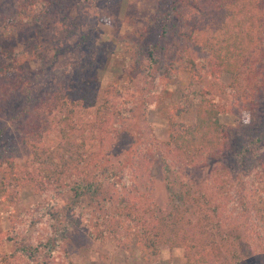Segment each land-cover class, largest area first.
I'll return each mask as SVG.
<instances>
[{
  "label": "rangeland",
  "instance_id": "374dc122",
  "mask_svg": "<svg viewBox=\"0 0 264 264\" xmlns=\"http://www.w3.org/2000/svg\"><path fill=\"white\" fill-rule=\"evenodd\" d=\"M21 1L4 0L1 5L0 64L7 61L4 50L31 45H38L47 60L26 62L32 98L27 101L16 96L0 116V160L9 156L19 175L32 170L33 152L24 142L26 132L32 122L47 125L54 121L57 109L52 100L62 88L59 83L68 84L79 72L88 84L119 89L110 100L80 109L78 120L86 125L89 165L112 161L120 178L108 180L105 190L113 195V201L103 207L88 198L73 204L70 191L44 194L28 186L12 209L0 195V264H5L4 255H13L22 245L37 247L53 238L56 229L67 223L69 208L72 223L59 242H53L51 248L41 245L31 258L18 252L13 258L16 264H187L185 246L171 247L168 241L196 235L214 245L220 256L205 264H240L241 260L257 264L244 239L237 259L232 246L219 237L208 212L212 196L209 174L222 164L237 172L243 165L250 166L256 156H264V42L251 52L246 69L250 89L259 99L258 116L249 111L238 112L240 115L222 111L220 119L229 137L226 150L213 154L202 166L181 167L173 163L165 144L170 133L167 111L180 102L187 75L172 83L157 76L163 54L173 49L172 40L161 34L155 22L161 6L168 9L174 0H68L70 18L77 27L62 41L49 22L39 33L38 9L29 7L22 12ZM223 80L230 82L231 76ZM199 102L195 89L178 121L194 124ZM115 103L119 113H108L107 107ZM45 133L47 144L58 143L56 129ZM40 206L44 207L41 215L34 216ZM48 211L62 216L46 214ZM26 213L28 223L20 218ZM120 221L132 228L129 234L120 230ZM154 225L161 227V238H155L162 243L159 253L146 260L139 248V233L148 230L153 236Z\"/></svg>",
  "mask_w": 264,
  "mask_h": 264
},
{
  "label": "trees",
  "instance_id": "16d2710c",
  "mask_svg": "<svg viewBox=\"0 0 264 264\" xmlns=\"http://www.w3.org/2000/svg\"><path fill=\"white\" fill-rule=\"evenodd\" d=\"M3 1L0 0V8ZM19 6L22 12L29 7L38 9L39 33L48 22L53 25L59 41L76 30L77 24L70 18L68 0H22ZM158 16L159 22L155 24L160 25L165 38L172 40L173 50L163 54L157 76L165 83H172L182 74L187 75L180 102L167 111L170 133L165 144L174 164L199 167L206 164L213 154L226 150L229 137L220 119L222 111L237 115H240L238 112L249 111L254 117L259 114L256 113L259 112V99L250 89L246 69L251 52L264 42V0H174L168 9L161 6ZM14 19L18 26V19ZM54 48L61 52L59 46L54 45ZM4 52L7 61L0 64V116L5 114V108H9L16 96L27 101L32 98V81L27 80L26 62L34 58H39L41 63L47 60V55L38 45L21 50L6 49ZM226 75L231 76L230 82L223 80ZM59 85L62 88L52 100L57 109L54 121L47 125L32 122L31 129L26 132L24 142L33 152L30 160L32 170L19 175L9 156L0 160V195L12 209L21 201V193L28 186L36 193L44 194L52 191L58 195L70 191L73 204L88 198L103 207L113 201V195L105 189L109 186L108 180L120 178L118 167L112 161L105 165L95 161L89 165L86 125L78 120V113L82 108L95 107L102 99L110 100L108 97L116 95L119 89L114 85L99 88L88 84L79 72L68 84ZM195 89L200 95L195 123L178 121ZM261 90L264 93V88ZM118 107V104H112L107 107L108 113L115 110L119 113ZM53 128L59 135L54 146L43 140L47 135L45 132L49 133ZM239 169L235 172L225 164L211 169L212 196L208 212L214 218L219 237L234 249V257L241 258L240 240L244 239L257 264H264V156H256L250 166L243 165ZM43 208L38 207L33 215H41ZM46 214L62 216L53 211ZM20 218L24 223L29 222L27 213ZM69 218L70 208L65 214L67 223L56 229L53 238L37 247L22 245L13 255H4L2 261L16 264L13 258L18 252L31 258L41 245L51 248L72 223ZM118 224L120 230L129 234L132 228L128 224L123 221ZM160 230L159 225H154L153 236L148 230L139 233V248L144 259L149 260L159 253L162 241L155 237L161 238ZM168 242L171 247L185 246L187 264H205L220 258L215 246L198 235L192 238L177 236ZM239 263L248 264L242 260Z\"/></svg>",
  "mask_w": 264,
  "mask_h": 264
}]
</instances>
